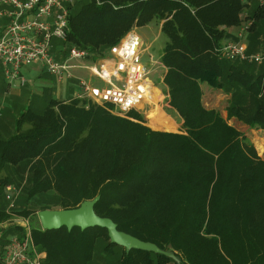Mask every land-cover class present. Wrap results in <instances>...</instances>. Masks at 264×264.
Listing matches in <instances>:
<instances>
[{
    "label": "trees",
    "instance_id": "trees-1",
    "mask_svg": "<svg viewBox=\"0 0 264 264\" xmlns=\"http://www.w3.org/2000/svg\"><path fill=\"white\" fill-rule=\"evenodd\" d=\"M248 8L243 0H76L63 44L88 52L92 63L130 30L160 27L166 102L182 131L87 99H50L43 112L22 113L15 134L0 139V245L24 234L18 224L1 227L15 214L27 217L29 202L71 210L99 196L98 216L161 250L171 245L181 264H264V158L229 123L264 131V65L230 62L221 53L237 40L231 30L246 23L250 41L260 43L264 4L245 16ZM204 88L229 96L226 117L205 105ZM16 182L23 202L8 212L5 189ZM31 230L43 264H92L99 242L106 255L122 251L119 264L173 261L127 253L105 228Z\"/></svg>",
    "mask_w": 264,
    "mask_h": 264
},
{
    "label": "built area",
    "instance_id": "built-area-1",
    "mask_svg": "<svg viewBox=\"0 0 264 264\" xmlns=\"http://www.w3.org/2000/svg\"><path fill=\"white\" fill-rule=\"evenodd\" d=\"M251 0H243L249 3ZM76 0H0V18L6 26L0 34V63L10 86L27 84L22 74L25 66L40 64L58 81L76 80L77 99L97 104L111 103L115 113L122 117L139 111L150 100L152 81L150 71L141 63L143 40L130 30L113 46L107 56L95 63L89 62L88 52L68 47L66 57L58 59L56 42L65 43L69 36V21ZM264 4V0H256ZM249 25V24H247ZM245 29H240L237 41H229L221 48L223 57L230 62L264 65V47L250 53L243 43ZM75 68H83L103 83L93 86L90 80L77 77ZM121 84V85H120ZM19 195L13 186L6 187L7 211L14 212ZM18 219V220H17ZM23 226L24 234L14 235L0 247V264H43V256L33 245L32 232L25 219L13 220ZM22 223H25L22 225ZM24 235V237H22Z\"/></svg>",
    "mask_w": 264,
    "mask_h": 264
},
{
    "label": "crops",
    "instance_id": "crops-1",
    "mask_svg": "<svg viewBox=\"0 0 264 264\" xmlns=\"http://www.w3.org/2000/svg\"><path fill=\"white\" fill-rule=\"evenodd\" d=\"M255 2H256V0H251L249 2V8L245 12V16H247V13L250 12V10H252V8L254 6L253 3H255ZM6 23L7 22L5 19L0 18V34H1L2 30L4 29V27L6 26ZM247 24H249V25H247ZM250 25H251V23H246V25L243 26L245 31H244V38H243L242 42L247 45L250 53L260 52L264 47V36L259 38L260 43H258V44L251 42L250 41V34L251 33H250V29H249ZM239 31L240 30H238V29H232L231 30V35H233V37L235 36L237 38V40H239L237 37ZM158 33L160 34V28L158 29ZM237 40H228L227 42L237 41ZM67 50H68V46L64 45L63 43L56 42V48H55L54 54L58 59H60V60L65 59ZM160 57H161V55H160ZM160 65H161V63H160ZM161 67H162V65H161ZM163 70H164V72H163L162 80H163L164 74L166 73V70L164 68H163ZM22 74L26 78L27 84L22 88L18 87V86H10L5 79L3 67L0 63V138L6 137V136L11 137L12 135L15 134V132H16L15 123H16V120L20 117V115L22 113H25L29 109L33 110L34 112L40 113L42 107L38 104V102L43 101L45 99L44 97H46V96L48 97L47 102L45 103L46 106H47L50 99H57L60 101L68 102L70 100H74V99L78 98V90H77V86H76V80L58 81V80H56V78L54 76H52L48 73L47 69L44 66H42L40 64H33V65L23 67L22 68ZM74 74L77 77H83V78L90 80L92 84L94 82L98 81L96 78H94V77L92 78L89 75L88 71L83 69V68H75ZM44 77H47V79L51 81L50 86L48 88V92H43L44 88H42V85L40 84L43 82ZM37 88L42 90V92H39L37 90ZM158 94L159 95L156 97V101H157L156 104L153 103V102H155V100L152 101L153 99L150 98L149 101H146L143 104L142 108L140 109V112L143 113L142 110L143 109L146 110L147 108H149V111H151L155 108H158L159 111H161L160 103H162L166 99V95L165 94L163 95V93H161V92H159ZM204 94H205L204 101L207 98V96H210V99H212V101H214V99H215L214 96H216V95L217 96H223L224 95L225 97H228V95L224 94L222 91L212 90L210 88H204ZM208 108L214 109L215 107H208ZM162 110H163V108H162ZM15 111L19 112V116L17 118L15 117V113H14ZM170 121H171V119H170ZM176 122L171 121L172 124L174 123L173 124L174 126H175ZM179 122L181 125L182 122H181L180 117H179V121L177 122V124H179ZM229 123L231 125H233L234 127H236L238 130H240L241 132H244V134L246 136H247V132L249 130H251L248 126L241 124L240 122L236 121L235 119L230 120ZM147 125H148V127H150L149 124H147ZM238 127H240V128H238ZM242 128H245L244 129L245 131H243ZM176 130L172 131V133H177ZM155 131H157V130H155ZM162 131H164V130H162ZM251 131L264 132L261 130H251ZM7 224H8V222L1 227V230L4 227H6ZM1 246H3V245H0V247Z\"/></svg>",
    "mask_w": 264,
    "mask_h": 264
},
{
    "label": "rangeland",
    "instance_id": "rangeland-1",
    "mask_svg": "<svg viewBox=\"0 0 264 264\" xmlns=\"http://www.w3.org/2000/svg\"><path fill=\"white\" fill-rule=\"evenodd\" d=\"M255 3H253V4L255 5ZM159 28H160L159 26H157L153 23V24H150L148 26L138 28L135 31L136 34L141 36V38L143 40L142 53H141V63L146 69H148L150 71L149 79L152 81V89L150 91V98L153 99V100L151 99L152 101H154L156 99V97L159 95L158 94L159 92L163 93V95H164L165 91H166V87L164 86L163 80H162L164 70L161 67L160 62H159L160 61V55L162 54V50L165 46V40L161 36V34L158 33ZM50 83H51V81L48 80L47 77L43 78V82L40 83L42 85V88H44L43 92H48V88L50 86ZM93 86H95L97 88H102L104 85L101 81H96L93 83ZM37 90L39 92H42V90H40L39 88H37ZM44 98L45 99L43 101L38 102V104L42 107L41 112H43L45 107H46L45 103L47 102L48 97L46 96ZM214 98H215L214 101H212V99H210V96H207V98L204 101L205 105L207 107H215L216 109H218L222 113V115L224 117H226V106H227L226 103L229 99V96L225 97L224 95L223 96H217L216 95V96H214ZM156 102H153V103L156 104ZM162 108H163V110H162ZM160 109H161V111H159L158 108H155V109L149 111V108H147L146 110L143 109L142 111H143L144 115L146 114V117H148V119L150 120L151 123L158 125V126L167 125L171 128H174V130L177 129L176 130L177 133H180L182 131V126L180 125V122H179V124H177V122L179 121V116L175 112H171L170 107H168V105H167L166 99L162 103H160ZM14 113H15V117L17 118L19 116V112L15 111ZM169 118L171 119V121H175V122L177 121L175 126L173 125L174 123L173 124L171 123ZM145 125H147V123ZM26 128H27V126H25V129ZM238 128H240V127H238ZM244 129L245 128H242L243 131H245ZM153 130H157V129H153ZM157 131H162V130H157ZM247 136L254 143V145L258 151V154L264 158V132H258V131L256 132V131L249 130L247 132ZM9 137L10 136H6V137L0 138V139H7ZM9 186H13L17 189V194L19 195L17 201H19V203H20V201L23 202V200L21 198L23 185L18 187V182H16L15 184L12 183V184L8 185L7 187H9ZM4 196H5V194H4ZM52 196H53V194H50L49 196H46V198H49V197L53 198ZM2 205H4V207L6 205V203H4V201H3V197H1V205L0 206H2ZM6 208H8V207H6ZM42 209L43 208H41V206L36 204L35 202H29L28 206H27V210H28L29 215L27 217H24L22 215L15 214L16 215L15 217L19 218V221H21L22 219H25L27 221V223L29 224L30 228H31V225L41 226L38 214L40 211H42ZM22 210H23V208H22ZM52 210H60V208L53 207ZM13 219H14V216H13ZM8 224H14L13 220L11 219L8 222ZM24 224L25 223H22V225H24ZM32 238H33V236H32ZM32 241H33V239H32ZM103 248H104V245H102V243L99 242L97 244V247H96L95 258H94L92 264H119L117 258H118V256L120 257V254L122 253V251L120 249H115V254L113 256H109V254L106 255L103 253ZM173 261H171L168 264H174Z\"/></svg>",
    "mask_w": 264,
    "mask_h": 264
},
{
    "label": "water",
    "instance_id": "water-1",
    "mask_svg": "<svg viewBox=\"0 0 264 264\" xmlns=\"http://www.w3.org/2000/svg\"><path fill=\"white\" fill-rule=\"evenodd\" d=\"M168 132V131H164ZM100 197L83 202L78 208L71 210H42L38 217L43 230H59L66 227L69 231L73 228H80L85 231L89 228L100 227L108 231L110 242L126 249L129 253L132 250L150 252L171 258L176 264H181V259L175 255L170 245L168 250H161L155 244L143 242L117 228V224L110 218H103L96 214L95 206Z\"/></svg>",
    "mask_w": 264,
    "mask_h": 264
}]
</instances>
